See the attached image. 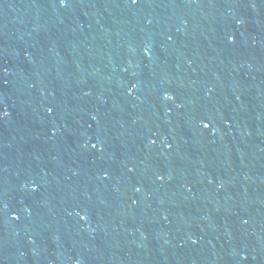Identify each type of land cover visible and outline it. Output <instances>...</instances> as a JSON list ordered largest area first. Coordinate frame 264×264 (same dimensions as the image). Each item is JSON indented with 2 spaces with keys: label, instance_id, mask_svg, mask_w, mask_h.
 Instances as JSON below:
<instances>
[{
  "label": "water",
  "instance_id": "95a60500",
  "mask_svg": "<svg viewBox=\"0 0 264 264\" xmlns=\"http://www.w3.org/2000/svg\"><path fill=\"white\" fill-rule=\"evenodd\" d=\"M0 264H264V0H0Z\"/></svg>",
  "mask_w": 264,
  "mask_h": 264
},
{
  "label": "snow or ice",
  "instance_id": "6c2138e0",
  "mask_svg": "<svg viewBox=\"0 0 264 264\" xmlns=\"http://www.w3.org/2000/svg\"><path fill=\"white\" fill-rule=\"evenodd\" d=\"M60 2H61V4H63V3H64V0H60ZM132 2H133V3H136L137 0H132ZM206 126H207V125H206Z\"/></svg>",
  "mask_w": 264,
  "mask_h": 264
}]
</instances>
